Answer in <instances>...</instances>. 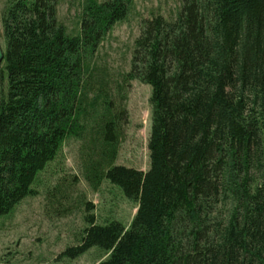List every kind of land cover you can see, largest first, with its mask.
Here are the masks:
<instances>
[{
	"label": "trees",
	"instance_id": "obj_1",
	"mask_svg": "<svg viewBox=\"0 0 264 264\" xmlns=\"http://www.w3.org/2000/svg\"><path fill=\"white\" fill-rule=\"evenodd\" d=\"M135 0H84L77 34L61 0H5L0 62V217L35 196L38 176L75 138L87 180L138 204L129 227L89 225L75 258L98 264H264V0H181L143 23L124 82L151 86L147 172L115 165L126 110L96 56Z\"/></svg>",
	"mask_w": 264,
	"mask_h": 264
},
{
	"label": "rangeland",
	"instance_id": "obj_2",
	"mask_svg": "<svg viewBox=\"0 0 264 264\" xmlns=\"http://www.w3.org/2000/svg\"><path fill=\"white\" fill-rule=\"evenodd\" d=\"M4 5L5 0H0V40ZM83 5L84 0H61L58 17L72 34L79 32ZM180 5L181 0H135L128 16L113 27L99 47L95 60L99 77L108 84L114 102L126 110L115 165L144 172L150 168L152 88L139 80L126 84L124 76L131 70L143 23L156 15L170 20L178 15ZM5 89L0 65V98ZM88 154L84 141L68 139L57 159L38 176L32 187L37 194L0 217V264H98L108 258L99 248L75 258L64 254L80 245L89 226L88 215H94L99 225L119 221L129 227L137 213L138 204L109 181L95 187L87 180Z\"/></svg>",
	"mask_w": 264,
	"mask_h": 264
},
{
	"label": "water",
	"instance_id": "obj_3",
	"mask_svg": "<svg viewBox=\"0 0 264 264\" xmlns=\"http://www.w3.org/2000/svg\"><path fill=\"white\" fill-rule=\"evenodd\" d=\"M2 59H3V52H2V49L0 47V62L2 61Z\"/></svg>",
	"mask_w": 264,
	"mask_h": 264
}]
</instances>
